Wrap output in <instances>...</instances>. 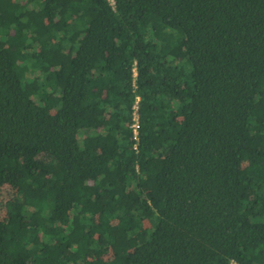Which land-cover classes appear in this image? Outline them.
I'll return each mask as SVG.
<instances>
[{
    "label": "trees",
    "instance_id": "16d2710c",
    "mask_svg": "<svg viewBox=\"0 0 264 264\" xmlns=\"http://www.w3.org/2000/svg\"><path fill=\"white\" fill-rule=\"evenodd\" d=\"M11 182L0 264H264V0H0Z\"/></svg>",
    "mask_w": 264,
    "mask_h": 264
},
{
    "label": "rangeland",
    "instance_id": "374dc122",
    "mask_svg": "<svg viewBox=\"0 0 264 264\" xmlns=\"http://www.w3.org/2000/svg\"><path fill=\"white\" fill-rule=\"evenodd\" d=\"M13 195H14V186L12 182L4 184L3 186L0 187V220H2L5 217V204L9 199L13 197Z\"/></svg>",
    "mask_w": 264,
    "mask_h": 264
},
{
    "label": "built area",
    "instance_id": "2783aa9c",
    "mask_svg": "<svg viewBox=\"0 0 264 264\" xmlns=\"http://www.w3.org/2000/svg\"><path fill=\"white\" fill-rule=\"evenodd\" d=\"M134 120H135L134 127H135V131H136L137 121H138V116H137V114H135Z\"/></svg>",
    "mask_w": 264,
    "mask_h": 264
}]
</instances>
